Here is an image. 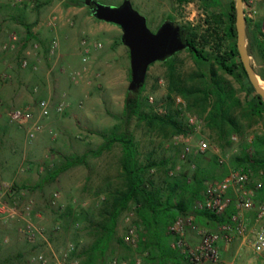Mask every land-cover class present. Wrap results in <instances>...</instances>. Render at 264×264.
Wrapping results in <instances>:
<instances>
[{
    "label": "rangeland",
    "instance_id": "1",
    "mask_svg": "<svg viewBox=\"0 0 264 264\" xmlns=\"http://www.w3.org/2000/svg\"><path fill=\"white\" fill-rule=\"evenodd\" d=\"M1 1H5L3 3L5 7L1 6ZM68 1L79 2L80 0H26L23 5L16 6L8 4L7 0H0V17L3 23L16 24L20 18H17L16 22L12 20L11 15L24 10L43 23L48 16L54 13L58 15L59 10L66 12L65 6ZM96 1L103 5L119 7L125 0ZM131 1L134 10L146 19L148 28L154 34L167 21L196 28L199 32L206 29L204 20L208 13L203 9L200 0H191L183 5H179L177 0ZM230 3L231 0H222V6L218 8V11L225 12ZM8 34L17 35L21 41L16 49L7 51L3 46L9 38L0 43V101L2 103L0 179L36 201L37 213L40 215L37 220L48 231L52 227H60L58 232L49 234L53 248L59 249L68 243H75L79 256L85 264H109L115 257L125 260L143 257L145 260L151 253L148 246L131 248L123 243L122 237L127 227L126 215L134 213L137 217L134 205L119 218L118 223L120 220L121 223L105 256L90 253L97 238V231L100 229L104 202L124 182L120 178L122 173L119 172L123 154L122 146L116 144L111 150L101 155L96 154L106 141L105 135L129 132L138 147V159L142 164H148L151 161L166 162L167 166L156 167L150 172L152 175L150 179L155 186L166 191L167 183L175 181L196 186L198 177L206 179L204 184L206 187L207 184L220 180L225 171L224 165L229 171L234 169L231 164L233 157L239 153L242 146L251 142L256 135L264 134V117L253 120L244 117L243 111L237 108L234 115L242 131L241 134H233L231 137L236 136L238 139L229 144V138L219 139L216 132L208 127L205 120L206 114H201L195 108L189 110L187 101L181 96H176L173 109L180 111V119L191 127L188 135H173L169 132L170 134L164 137L161 131L152 130L145 122L137 118L130 122L121 119L125 97L131 83L130 50L122 41V29L96 19L85 3L78 6L77 64L75 68H62L60 71L65 78V85L62 87L54 86L55 82L52 79L54 72L48 68V57L41 51L31 58L32 65L36 64L38 70L23 69L20 59L26 50L25 34L19 32L18 28L9 29ZM84 39L103 44L101 50L90 52L86 62H83L82 41ZM174 60L177 72L183 76L188 85L198 83V80H190V75L199 71V65L187 49L164 61L152 64L144 83L143 109L146 113H165L169 63ZM207 66L209 63H206ZM215 67L219 76L236 92V97L244 104L246 92L241 90L234 78ZM84 68H86L85 72ZM76 71H82L83 74L77 80H73L71 73ZM35 88H38L37 93L34 92ZM42 99H50L54 105L65 99L68 106L63 113L54 112L45 122V130L39 133L35 140L29 141L25 131L8 124L5 113L10 108L25 107H31L37 111V103ZM178 99L182 102L178 103ZM191 119L194 120L193 123L190 122ZM201 139L210 144V150L202 156L198 155L199 157L184 156L187 140L195 145ZM84 154H88L85 164L70 168L55 180L49 179V175L64 165L68 159ZM218 154L226 160L225 164H217L215 158L219 159ZM107 163L111 165L110 169L114 174L119 176L118 182L113 185L116 188L112 192V189H106V185L102 191H98L99 185L94 183L96 172L106 170ZM258 180L254 176L252 186ZM188 186L185 187L184 192L186 201L191 196ZM54 192L61 194L60 208H52L49 205V199ZM182 192L179 190L178 193ZM178 197L173 199L174 204L179 201ZM200 202L201 200H196L194 210H199ZM188 215L195 218L197 228L217 231L220 227V223L214 219H200L195 212ZM165 220L163 217L161 227L166 229L170 220H167V223ZM77 224L78 227H76ZM22 226V222L5 223L0 220V264H31L29 259L32 255L47 251V247L41 241L36 243L28 241L21 232ZM195 231L190 229L188 234ZM148 235L144 234L143 237L146 245ZM146 251L148 256H144ZM90 256L92 262L89 260ZM166 263L176 262L169 260Z\"/></svg>",
    "mask_w": 264,
    "mask_h": 264
},
{
    "label": "trees",
    "instance_id": "2",
    "mask_svg": "<svg viewBox=\"0 0 264 264\" xmlns=\"http://www.w3.org/2000/svg\"><path fill=\"white\" fill-rule=\"evenodd\" d=\"M190 1L177 0L179 5ZM200 1L203 4V9L208 13L204 20L206 29L203 32H199L198 29L190 26H180L172 22L181 28L186 49L199 65V71L190 75V80H198V83L188 85L183 76L177 72L176 61L174 60L169 63V86L165 113L156 114L144 111L143 93L145 85H143L138 92L128 90L121 119L130 122L132 119L137 118L145 122L152 130L161 131L164 137H167L170 133L173 135H188L191 127L180 119V111L173 109L176 96H181L187 101L189 110L195 108L201 114H206L205 120L208 127L216 132L219 139L229 138V144H232L231 136L241 134L242 131V127L235 118L234 111L240 108L244 117L253 120L261 119L264 117V99L256 93L240 57L237 46L235 0H231L229 8L225 12L218 11V8L222 6V0ZM83 4L84 0L79 2L68 1L66 6H82ZM253 21L246 17L249 53L251 57L258 55L264 58V33L261 26ZM206 63H209V66L206 67ZM215 66L234 78L240 85L241 90L246 92L244 104L236 97V92L219 76ZM104 138L106 141L96 154L101 155L103 152L111 150L116 144H120L123 152L121 169L124 182L104 202V209L101 211L102 220L99 223L100 229L97 231V238L91 248V254L105 256L116 236L119 218L132 205L136 207L137 218L144 226L142 237L154 229V224L157 231H159L158 227L162 224L163 217L166 219L165 223H167V220L173 222L179 215H188L195 212L200 219L210 218L222 224L234 212V209L230 208L224 216L219 217L206 210H194L196 200H203L201 193H204L206 189L204 187L206 179L197 177L196 186H188L185 182L181 184L179 181L167 183L168 187L164 191L163 188L155 186L150 179L152 176L150 172L156 167L167 166L166 162L156 163L151 161L148 164H142L138 159V147L129 132H114L109 136L105 135ZM87 157L88 154H84L80 157L68 159L64 165L49 175V179L55 180L70 168L85 164ZM215 160L219 164L218 158H215ZM231 164L234 169L243 168L254 173V176L263 183L259 198L264 199V134L256 135L251 142L243 145L239 153L234 155ZM224 167L225 171L220 180L229 174L228 168L225 165ZM186 186L191 191V196L187 201L184 195ZM179 190L183 192L178 193ZM176 196H179V201L174 204L173 199ZM141 246L146 248L147 245L142 242ZM89 260L90 262L93 261L91 256ZM170 260L179 263V258L174 251Z\"/></svg>",
    "mask_w": 264,
    "mask_h": 264
},
{
    "label": "built area",
    "instance_id": "3",
    "mask_svg": "<svg viewBox=\"0 0 264 264\" xmlns=\"http://www.w3.org/2000/svg\"><path fill=\"white\" fill-rule=\"evenodd\" d=\"M26 0H7L13 6L23 5ZM259 0H244L245 16L251 20L257 14V3ZM51 25V24H50ZM21 39L11 34L8 42L4 44V50H14L19 45ZM59 47L57 41L51 46V54H54ZM84 49L83 62L88 60L92 51L103 48V44L98 41L84 39L82 41ZM39 42L32 43L23 53L20 65L23 69L38 70V66L32 65L31 58L37 56L41 51ZM86 71V68L83 70ZM83 74L82 71L71 73L72 79L77 80ZM38 92V88L34 89ZM152 100V99H151ZM178 103L182 100L178 99ZM67 101L61 100L54 105L50 99H42L37 103V111L31 107L10 108L6 110L5 116L9 125L25 131L29 141L37 138L38 134L45 130V121L55 113H63L67 108ZM2 103L0 101V111ZM194 122L193 119L190 121ZM237 137H232L237 141ZM210 150V144L206 140H199L195 145L187 140L184 156L204 155ZM218 162L223 165L226 160L218 154ZM254 173L251 170L231 169L229 174L222 180L209 183L203 194V200L199 204L200 210H206L216 216H224L230 208L234 212L230 218L220 224L217 231L207 228H197L193 216L177 217L168 226V234L172 237V250L177 254L179 263L166 264H226L222 257V250L229 248L236 243L241 247L250 248L260 258L264 260V199L259 198L263 183L258 180L252 186ZM233 193V195L231 194ZM61 194L54 192L49 205L52 208H60ZM250 215V216H249ZM37 203L33 198L25 196L24 192H18L15 187L0 179V220L7 223L10 221L22 222V234L28 241L36 243L41 241L47 251H41L32 255L29 259L31 264H85L79 256L78 247L75 243H68L65 247L55 249L50 242V233L60 230L59 226L52 227L48 231L46 227L38 222ZM126 232L122 237L123 243L131 248H138L145 241L142 237L144 227L135 217L134 213H129L125 217ZM79 225L77 224L76 227ZM196 230L199 236L198 243H191L188 240V231ZM144 256H148L147 251ZM110 264H148L143 257L133 260H125L118 257L113 258Z\"/></svg>",
    "mask_w": 264,
    "mask_h": 264
},
{
    "label": "crops",
    "instance_id": "4",
    "mask_svg": "<svg viewBox=\"0 0 264 264\" xmlns=\"http://www.w3.org/2000/svg\"><path fill=\"white\" fill-rule=\"evenodd\" d=\"M1 3V6H6L3 4L5 1H1ZM65 8L66 12L65 10H59L58 15H55L56 13H54V15L52 14L48 16L43 23H40L37 17H33V15L24 10H19L11 15L12 20L16 21L17 18H20L18 22L16 21V24H10L9 22L3 23L2 17H0V43L9 38V29L16 28L19 29V32H23L25 34L24 38L26 49L32 43L39 42L42 47L41 52L48 57V68L50 71L54 72V77L52 79L55 82V87H62L65 85V78L60 72L62 68L72 69L75 68L77 64L78 6L70 5L65 6ZM253 22L261 26L264 33V0L258 1L257 14ZM54 41L58 42L59 47L54 54H51V46ZM251 58L252 65L257 75L264 82V58L258 55ZM110 167L111 165L107 163L106 170L102 169L96 172V179L94 183L99 185L97 189L98 191H102L105 185L107 190L112 189L111 192L114 188H116L113 185L118 182L119 176L114 174ZM119 172L122 173V169H120ZM120 178L122 179V177ZM231 194L233 195V193ZM120 223L121 220L118 223V227ZM171 223L172 221L170 220L168 226ZM153 226L154 229L149 232V235L147 236V246L149 247L151 253L149 257L145 258V260L150 264H165L170 260L171 255L173 254V250L171 248L172 237L168 234V226L165 229L160 225L158 227L159 231H157L155 224ZM188 240L193 244L198 243L199 236L196 232L189 233ZM222 257L226 264H264V260L262 258H260L250 248L241 247L239 243H236L229 248H224L222 250Z\"/></svg>",
    "mask_w": 264,
    "mask_h": 264
},
{
    "label": "water",
    "instance_id": "5",
    "mask_svg": "<svg viewBox=\"0 0 264 264\" xmlns=\"http://www.w3.org/2000/svg\"><path fill=\"white\" fill-rule=\"evenodd\" d=\"M84 3L90 7L96 19L122 29V41L130 50V91L138 92L140 90L146 81L149 67L152 64L164 61L186 49L179 26L167 21L154 34L148 28L146 19L134 10L130 0H125L119 7L103 5L96 0H85ZM235 7L237 12V46L240 57L256 93L264 99L263 81L252 65V58L248 49L244 0H235Z\"/></svg>",
    "mask_w": 264,
    "mask_h": 264
},
{
    "label": "bare ground",
    "instance_id": "6",
    "mask_svg": "<svg viewBox=\"0 0 264 264\" xmlns=\"http://www.w3.org/2000/svg\"><path fill=\"white\" fill-rule=\"evenodd\" d=\"M262 86L264 87V83L262 82Z\"/></svg>",
    "mask_w": 264,
    "mask_h": 264
}]
</instances>
